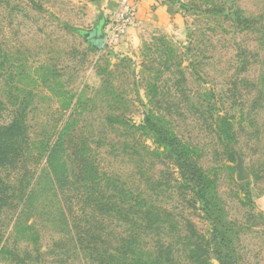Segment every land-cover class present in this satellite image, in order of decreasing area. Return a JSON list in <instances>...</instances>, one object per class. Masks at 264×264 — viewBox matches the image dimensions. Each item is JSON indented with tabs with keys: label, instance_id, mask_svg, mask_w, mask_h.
Wrapping results in <instances>:
<instances>
[{
	"label": "rangeland",
	"instance_id": "1",
	"mask_svg": "<svg viewBox=\"0 0 264 264\" xmlns=\"http://www.w3.org/2000/svg\"><path fill=\"white\" fill-rule=\"evenodd\" d=\"M131 1L93 49L79 29L109 34L122 0H0V129L28 136L0 167V264H99L132 237L148 263L220 264L224 237L234 264H264V0Z\"/></svg>",
	"mask_w": 264,
	"mask_h": 264
},
{
	"label": "trees",
	"instance_id": "2",
	"mask_svg": "<svg viewBox=\"0 0 264 264\" xmlns=\"http://www.w3.org/2000/svg\"><path fill=\"white\" fill-rule=\"evenodd\" d=\"M132 126L137 127L136 125ZM141 127L155 133L159 143L167 148V150L169 149L168 151L173 154V158L183 175L198 187L197 194L199 198L204 201L205 204H210L212 201L209 195V191L212 188L210 180L195 162L188 145H186L179 137L174 135L167 127L161 125L159 122H156L152 114L146 115ZM27 138L28 136L26 130L19 121H14L12 125L0 129V167L11 166L18 162L19 159H17V157L22 155V153L19 152L20 147L16 149L15 144L18 145L19 142L27 141ZM73 143L75 144L74 141ZM75 153L76 152L72 154L75 155ZM77 157L78 154L76 153L75 158ZM132 207L135 208L134 212H139V208H136L135 205ZM121 210L122 208L119 207V211ZM141 214H143L141 220L145 221V217L149 216L150 211H145V217L144 213ZM219 235L220 232L217 230L214 237L219 238ZM122 242V245L119 246L120 251L115 250V255L109 254L108 251H102L99 255V264H153V262L148 263L140 253L137 255L135 251V244L137 243V240L135 238L132 237L122 239ZM225 242L226 238L224 237L221 238L219 242L220 246L218 251L221 252L219 255L220 264H234L233 260L231 261V255L222 252L221 247L225 244ZM96 252L99 251L96 250ZM166 261L172 262V259L169 258Z\"/></svg>",
	"mask_w": 264,
	"mask_h": 264
},
{
	"label": "built area",
	"instance_id": "3",
	"mask_svg": "<svg viewBox=\"0 0 264 264\" xmlns=\"http://www.w3.org/2000/svg\"><path fill=\"white\" fill-rule=\"evenodd\" d=\"M137 19V11L131 0H122L119 13L114 18H111V25H109V40L110 34L112 36H119L126 32L127 27L133 24Z\"/></svg>",
	"mask_w": 264,
	"mask_h": 264
},
{
	"label": "water",
	"instance_id": "4",
	"mask_svg": "<svg viewBox=\"0 0 264 264\" xmlns=\"http://www.w3.org/2000/svg\"><path fill=\"white\" fill-rule=\"evenodd\" d=\"M105 21L101 19V22L96 29L93 30H83L79 29V33L87 40L91 41V47L93 49H101L104 42L107 39V35L104 33Z\"/></svg>",
	"mask_w": 264,
	"mask_h": 264
}]
</instances>
